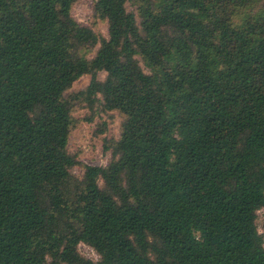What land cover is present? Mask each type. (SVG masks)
Segmentation results:
<instances>
[{
    "label": "trees",
    "instance_id": "obj_1",
    "mask_svg": "<svg viewBox=\"0 0 264 264\" xmlns=\"http://www.w3.org/2000/svg\"><path fill=\"white\" fill-rule=\"evenodd\" d=\"M77 1L0 0V264H264V0H92L107 38ZM98 105L104 167L67 151Z\"/></svg>",
    "mask_w": 264,
    "mask_h": 264
},
{
    "label": "rangeland",
    "instance_id": "obj_2",
    "mask_svg": "<svg viewBox=\"0 0 264 264\" xmlns=\"http://www.w3.org/2000/svg\"><path fill=\"white\" fill-rule=\"evenodd\" d=\"M92 0H79L72 8L73 18L80 24L93 28L103 37L107 38V24L103 22L94 23ZM128 11H135L131 5H127ZM99 78L103 80L105 74L101 73ZM89 77L80 78L72 87L70 92L76 93L87 87ZM76 126L69 137L67 151L84 165L104 167L111 161V152L105 150V146L118 140L122 117L119 113L106 112L100 105L93 110L85 107L77 108L73 114ZM74 176L81 178L83 169L75 167L72 169ZM264 210L258 212L257 225L261 230L262 215ZM79 253L92 261H98L99 256L95 251L85 245L78 246Z\"/></svg>",
    "mask_w": 264,
    "mask_h": 264
}]
</instances>
